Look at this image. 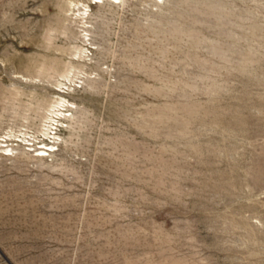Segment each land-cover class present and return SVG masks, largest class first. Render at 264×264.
<instances>
[{"label": "rangeland", "instance_id": "1", "mask_svg": "<svg viewBox=\"0 0 264 264\" xmlns=\"http://www.w3.org/2000/svg\"><path fill=\"white\" fill-rule=\"evenodd\" d=\"M0 264H264V0H0Z\"/></svg>", "mask_w": 264, "mask_h": 264}, {"label": "bare ground", "instance_id": "2", "mask_svg": "<svg viewBox=\"0 0 264 264\" xmlns=\"http://www.w3.org/2000/svg\"><path fill=\"white\" fill-rule=\"evenodd\" d=\"M83 16V15H82ZM82 18V17H81Z\"/></svg>", "mask_w": 264, "mask_h": 264}]
</instances>
